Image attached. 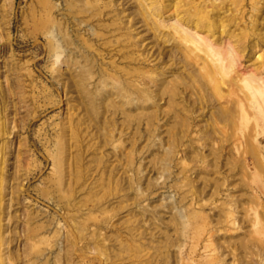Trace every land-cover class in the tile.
Here are the masks:
<instances>
[{
  "label": "rangeland",
  "instance_id": "obj_1",
  "mask_svg": "<svg viewBox=\"0 0 264 264\" xmlns=\"http://www.w3.org/2000/svg\"><path fill=\"white\" fill-rule=\"evenodd\" d=\"M263 114L264 0H0V264H264Z\"/></svg>",
  "mask_w": 264,
  "mask_h": 264
},
{
  "label": "bare ground",
  "instance_id": "obj_2",
  "mask_svg": "<svg viewBox=\"0 0 264 264\" xmlns=\"http://www.w3.org/2000/svg\"><path fill=\"white\" fill-rule=\"evenodd\" d=\"M44 4V3H43ZM48 5V4H47ZM50 5V9H51V7L53 6L52 4H49ZM48 5V6H49ZM47 6V7H48ZM50 11V10H49ZM48 11V12H49ZM54 17V16H53ZM54 19V18H53ZM197 25V24H196ZM51 32H52V30H51ZM185 32V31H184ZM189 36H190V34H189ZM191 37V36H190ZM200 39L201 40H203L201 37H200ZM57 42H58V40H57ZM207 45H208V47L211 49V51H214V48H213V45L212 44H210L209 42H207L206 43ZM54 46V53H55V55L57 56V57H59V55H60V53H59V50H58V44L56 45V44H54L53 45ZM45 47V46H44ZM258 87V86H257ZM257 87H253L254 89H253V91H252V93L249 95V97L250 98H257V96H258V93L260 92V89L259 88H257ZM255 100V99H254ZM139 105L140 104H134V106H137V107H139ZM254 105H255V107L257 108V109H259L261 106H260V101L259 100H255L254 101ZM263 116H264V114H263ZM31 121V120H30ZM59 136V141H58V151H57V153H56V166H57V168H61L62 167V165H63V161L65 160V158H64V153H65V151H66V141H65V138L63 137V134L61 133V134H59L58 135Z\"/></svg>",
  "mask_w": 264,
  "mask_h": 264
}]
</instances>
